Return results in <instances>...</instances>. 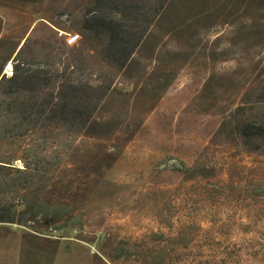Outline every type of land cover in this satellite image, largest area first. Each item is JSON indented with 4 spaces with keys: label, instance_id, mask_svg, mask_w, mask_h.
<instances>
[{
    "label": "rangeland",
    "instance_id": "obj_1",
    "mask_svg": "<svg viewBox=\"0 0 264 264\" xmlns=\"http://www.w3.org/2000/svg\"><path fill=\"white\" fill-rule=\"evenodd\" d=\"M187 2L177 0L174 16L193 31L158 24L122 72L83 33L89 0H0L8 46L28 39L25 55L35 59L64 48L87 64L91 82H113L99 113L107 124L78 140L66 174L76 188L83 165L91 175L88 192L69 200L73 219L37 230L0 225V235L21 237L0 258L264 264V141L239 130L264 122V0ZM209 8L210 18L200 14ZM67 34H79L77 43L67 45Z\"/></svg>",
    "mask_w": 264,
    "mask_h": 264
},
{
    "label": "trees",
    "instance_id": "obj_2",
    "mask_svg": "<svg viewBox=\"0 0 264 264\" xmlns=\"http://www.w3.org/2000/svg\"><path fill=\"white\" fill-rule=\"evenodd\" d=\"M238 1L254 5L261 0ZM89 2L83 33L98 43L101 60L117 71L131 68L158 24L170 31L194 29L193 22L176 20L177 0ZM209 12L210 8L200 14L210 18ZM2 31L0 17V225L64 227L74 217L69 200L84 196L91 179L85 165L81 176L75 174L81 183L78 188L66 174L75 166L71 161L79 152L78 140L98 138L107 124L99 113L113 82L110 78L107 85L91 82L87 64L65 56L64 48L50 46L46 59L30 58L25 55L28 39L21 47L8 46ZM239 130L245 139L264 141L263 121L247 120Z\"/></svg>",
    "mask_w": 264,
    "mask_h": 264
},
{
    "label": "crops",
    "instance_id": "obj_3",
    "mask_svg": "<svg viewBox=\"0 0 264 264\" xmlns=\"http://www.w3.org/2000/svg\"><path fill=\"white\" fill-rule=\"evenodd\" d=\"M10 240H15L16 244H19L21 243V237H18V236H3V235H0V255L1 254H5L7 252H4V246L6 244L7 241H10ZM11 258H13V256H11ZM17 253L14 254V259H3V258H0V264H18V261H17Z\"/></svg>",
    "mask_w": 264,
    "mask_h": 264
},
{
    "label": "built area",
    "instance_id": "obj_4",
    "mask_svg": "<svg viewBox=\"0 0 264 264\" xmlns=\"http://www.w3.org/2000/svg\"><path fill=\"white\" fill-rule=\"evenodd\" d=\"M79 37H80L79 35L67 34L65 40L67 41L68 45H73L77 43Z\"/></svg>",
    "mask_w": 264,
    "mask_h": 264
}]
</instances>
